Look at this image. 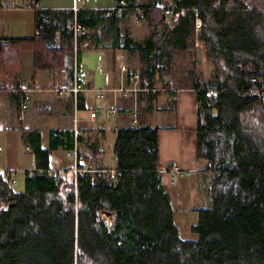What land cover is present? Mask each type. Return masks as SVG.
Returning <instances> with one entry per match:
<instances>
[{
  "label": "trees",
  "instance_id": "obj_1",
  "mask_svg": "<svg viewBox=\"0 0 264 264\" xmlns=\"http://www.w3.org/2000/svg\"><path fill=\"white\" fill-rule=\"evenodd\" d=\"M126 1L148 9L152 24L164 20L160 1ZM176 1L188 17L198 12L199 38L216 66L214 80L195 83L197 156L212 172L211 206L199 209L192 226L197 238H181L172 219L158 159L159 126L118 129L109 179L97 172L103 168L79 162L83 170L72 179L48 170L49 152L59 145L73 149L74 141L52 131L43 148L36 130V167L25 173L24 189L16 190L0 172V264H264V0ZM55 13L39 11L37 24ZM100 17L97 10L78 11L90 28ZM113 26L119 34L117 21ZM47 30L48 49L38 51V65L59 67L61 45L51 44ZM127 39L122 47L133 48ZM19 41L0 45V75L20 74ZM17 94L11 93L18 100ZM63 186L69 188L64 194Z\"/></svg>",
  "mask_w": 264,
  "mask_h": 264
},
{
  "label": "crops",
  "instance_id": "obj_2",
  "mask_svg": "<svg viewBox=\"0 0 264 264\" xmlns=\"http://www.w3.org/2000/svg\"><path fill=\"white\" fill-rule=\"evenodd\" d=\"M110 1L112 3L113 0H0V45L20 38L18 43L20 74L16 79L8 75H0V142L10 148L20 140L25 144L35 159V165L25 170V173L36 167L33 151L34 141L31 136V133L36 130L40 132L39 141L43 148L49 147L52 131H57L69 139L73 138L74 141L73 149L59 145L49 152L48 170L69 171V168L75 163L80 168L78 162L81 163V166L87 167L84 165L85 151L81 149V145L94 151L88 156L92 163L91 167L100 163L99 161L106 152L103 151L100 142L103 135L108 133L109 128L113 129L112 119H110L112 111L109 108L114 105H87L88 95L84 90L81 96L85 100V104L79 108L78 123L76 124L72 98L54 90L56 86L70 85L71 67L74 61L77 60L80 65L79 55H83L84 49H92L98 52L101 58L97 66H94V70L89 67V71L93 77H96L95 68L97 67V71L106 81V87L99 88L117 85L120 69L124 65L129 66L130 72L138 71L143 73V77L149 78L150 89L139 93L138 118L137 122L133 121L132 124L159 126L158 159L160 169L165 172V175H169L171 174L170 167L177 166L183 173L176 176L187 178L194 184H198V187L208 189L209 197L212 172L205 169L207 160L197 156L198 118L195 83H206L210 79L203 80L192 68L189 69L190 74L181 75L173 61L175 52L187 51L192 47H190L189 39H193L199 32V27L197 28L195 24L201 17L196 11L192 17H188L186 11L178 10L171 16L164 14V20L154 25L148 18L150 12L142 6H137V9L117 12L116 16L103 13L106 9H110ZM28 2H30L29 6L23 5ZM115 2L117 4L118 0ZM146 3L149 2L135 0V4L138 5ZM76 4L80 7L79 11L97 10L101 17L96 26L90 28L94 46L79 50L75 58L71 40L70 44H64L70 18L64 20L61 16L72 13ZM43 9L57 13L47 19L43 16L41 24L38 25L37 14ZM130 11L135 12V23L132 22L128 13ZM183 16L188 17L187 26L183 24ZM114 21H117L120 29L119 34H116L114 30ZM47 28L50 29L51 44L56 47L61 45L57 48L60 49L59 53H63L59 67L46 68V66L38 65V51L48 49L46 39L43 37L49 32ZM137 35H140L141 38ZM124 39H127L126 42L133 44L134 47L131 49L122 47ZM150 40H152L151 44L148 43ZM186 44L189 46L184 48ZM142 50H150V53L145 55L149 57L148 60L142 58V56L145 57L142 55ZM132 58L136 60L132 61ZM158 70L163 71L166 78L164 80L166 84L161 88H157L159 85L154 81ZM183 80L184 83L180 86ZM87 88H92L95 91L99 89L94 87L93 81L87 82ZM155 92H163L164 94H161L163 97L161 99L158 96L152 97ZM11 93L17 94L18 100L12 97ZM26 97L28 98L27 106L23 107V99ZM109 98L113 100V104L114 101L116 103L117 100H123L124 104L120 109L124 110V113H130L129 109L132 104L130 99L125 100L126 98H123L120 93L117 95L111 93ZM170 99L175 101L174 105L169 102ZM91 111L95 112L94 117L91 116ZM103 111L107 116L101 115ZM168 111H172V113ZM157 113H160L161 122L155 121ZM123 119L125 118L120 116V120ZM128 124L130 121L118 127ZM76 125L84 132L77 138V147L74 134ZM88 134L91 136L90 140L87 137ZM0 147L1 151L2 146L0 145ZM58 150H62L63 156L71 157V159H65L63 156H57L54 159L52 154ZM72 158L75 162L72 161ZM116 162L115 156V162L108 166L111 177L115 172ZM12 166L10 161L7 167L2 166L5 169H1L0 172L12 169ZM74 167L72 171H74Z\"/></svg>",
  "mask_w": 264,
  "mask_h": 264
},
{
  "label": "rangeland",
  "instance_id": "obj_3",
  "mask_svg": "<svg viewBox=\"0 0 264 264\" xmlns=\"http://www.w3.org/2000/svg\"><path fill=\"white\" fill-rule=\"evenodd\" d=\"M139 1L150 2L151 0H139ZM157 1H160V0H157ZM161 1L160 3L162 4V7L164 9V7L172 0H161ZM115 5H116V2L115 0H113L109 7L114 8ZM128 13L131 16L132 22L135 23L136 22L135 12L130 11ZM70 22L71 21H69V24ZM199 35H200L199 32H197V34H195L193 39L192 38L189 39L190 40L189 42H191L190 47L192 46L190 49H188L187 51L175 52L173 54V61L175 62L176 66L181 72V75H183L184 73L186 74L189 73V69L192 68L195 71V73L199 74V76L203 80H209V79L214 80L215 79L214 72H215L216 66L211 61V59H209V57L207 56L206 44L203 41H201V39L199 38ZM137 36L140 37V35H137ZM70 40H71V44L73 45L71 37H70ZM79 56H80L81 68L85 69L88 72V76L85 77V83H86L85 91H87V95H88L86 104L90 106H94V105L106 106L110 104L114 105L113 107L114 110L110 112L111 113L110 119H112L111 125L113 126V129L109 128L108 133L106 135H103L102 140L100 142V145L103 147V151L107 152V156H106V152H104L105 155L103 154V157L99 161L100 163L97 165L94 164L96 165L94 168H103L102 170H99L97 172L102 173V175L105 178L109 179L111 171H110V167L108 166L112 165L115 162V156H116L114 152V144H115V140L117 137L116 128L121 124L129 123V121H130V124L128 125H132V122L134 121V118H135L134 111L136 107L138 109V103L140 99L138 95L135 96L133 93L120 94L123 98H126L125 100L130 99L132 101L131 108L129 109L130 113L127 114V113H124L125 112L124 110L120 109V107H122L124 104L123 100L121 101L117 100L116 103L114 101V104H113V100L109 98V95L111 93H113V95L115 94L114 92L102 91L101 92L102 95L97 96L96 95L97 90L95 91L92 88H87V82L93 81L95 88L106 87V81L102 78V75L97 71V67L95 68L96 77H93L92 73L89 71V67L92 70H94L93 68L94 66H97V64L99 63L101 56L98 52L92 49H84L83 55H79ZM74 57H75V52H74ZM131 60L134 61L136 59L132 58ZM120 75H121V70H120ZM164 75L165 73L163 71L158 70L157 75L154 78L155 83L159 85L157 88H161L162 85L166 84L164 81L166 80ZM184 77L186 76L184 75ZM146 78L149 80L148 77ZM183 83H184V80L182 81L180 86H182ZM119 84H120V76H119V82L117 85ZM125 84L129 85V81H127ZM149 85H150V80H149ZM161 94H164V93L155 92L154 94H152V97L158 96V98L161 99L163 97ZM169 102L172 105L175 104V101L173 99H170ZM168 112L172 113V111H168ZM101 115H103L104 117L107 116L104 111L102 112ZM120 116L124 117L125 119L120 120ZM155 121L161 122L160 113L155 114ZM128 125H123L121 127L128 126ZM119 128L120 127H118V129ZM76 129H79L81 132H83L77 125H76ZM87 137L90 140L91 136L89 134ZM0 145L2 146V150L0 151V170L5 169V168H2V166L7 167L11 161L13 165L12 169H14V177L16 180L14 182L10 181V183L16 190H23L25 170H28L35 165V159H34L33 154H31L27 150L25 144L21 140L12 148L5 146V144L1 142H0ZM81 149L85 151L84 160H83L84 165L87 167H91L92 163L89 160L88 156L92 154L94 151H91L90 148L89 149L85 148L84 145H81ZM57 156H63V151L58 150L56 152H53L52 157L56 159ZM63 157L65 159L67 158L68 160L71 159V157H66V156H63ZM72 161L75 162L73 158H72ZM73 167L74 169L77 167L76 163L69 168V171L63 170L60 172L62 174L66 173V176L68 179L75 178V171H72ZM3 174L5 177H7L5 173ZM65 180L69 181L67 179ZM163 182H164V189L166 191V194L169 196L170 203H171L172 219L175 225H177L179 229V236L181 238H193V239L197 238V233L192 230V226L198 220L199 209L202 207L211 206V200H209L211 193H212L210 190L211 185H210L209 197H208V189L206 190L203 187H198V184L197 185L194 184L191 180L187 178H180V176L172 175L171 173L169 175L164 176ZM68 189L69 188L67 186H63L61 189V193L64 194L65 192H67ZM4 206H5L4 203H0V208ZM104 217L106 218L107 223L111 225L113 222L112 217L106 216V214Z\"/></svg>",
  "mask_w": 264,
  "mask_h": 264
},
{
  "label": "built area",
  "instance_id": "obj_4",
  "mask_svg": "<svg viewBox=\"0 0 264 264\" xmlns=\"http://www.w3.org/2000/svg\"><path fill=\"white\" fill-rule=\"evenodd\" d=\"M24 6H29L30 2L24 3ZM126 7V2L124 0H119L114 8L107 9L106 14L110 15L112 13H117L120 10L124 9ZM79 6L76 4L74 6V19L71 24V33H72V41H73V50L76 53L80 49L89 48L93 45V41L88 37L90 34V31L77 19L76 12L79 10ZM181 10V7L179 6L178 2L176 0H172L169 2L163 9L165 15H173L176 11ZM202 21L198 20V22L195 24V26L201 27ZM85 37V38H84ZM121 75H120V84L115 85L109 88H99L97 89V96L102 95V91L109 90L111 92H114V95L120 94H129L133 93L135 96L139 93L149 90V80L146 77H143L142 74L138 71H131L128 68L127 65H124L121 67ZM72 71V77H71V83L67 86H56L54 90L57 92H60L62 94L69 95L72 98V102L74 105V112H75V123H78V111L79 108L85 104V100L81 96L82 93L85 90V77L87 76L88 72L81 68V66L74 61V64L71 67ZM129 81V85H126L125 83ZM1 86V85H0ZM209 94L213 93V90H208ZM28 98L23 99V107L27 106ZM114 108H111V111H113ZM134 122H137V116H138V109L135 108L134 111ZM91 116H95V112H91ZM77 134H81L77 132ZM1 149V147H0ZM77 172V170L75 169ZM14 180V179H13Z\"/></svg>",
  "mask_w": 264,
  "mask_h": 264
},
{
  "label": "bare ground",
  "instance_id": "obj_5",
  "mask_svg": "<svg viewBox=\"0 0 264 264\" xmlns=\"http://www.w3.org/2000/svg\"><path fill=\"white\" fill-rule=\"evenodd\" d=\"M125 2H126V7L124 8V9H122V10H120L119 12H122V11H124V10H127V9H133V7H130V6H128V2L126 1V0H124ZM79 11V10H78ZM78 11L76 12V15H77V19H78V21L79 22H81L80 20H79V18H78ZM73 12H74V8H73ZM74 15H75V12H74ZM74 15H73V18L71 19V22H70V29H69V31H70V37H71V39H72V33H71V24H72V21H73V19H74ZM137 17H138V15H137ZM200 21H202V19H199ZM198 22V21H197ZM89 31H90V34L88 35V37L93 41V45L92 46H94V40L92 39V37H91V35H92V32H91V29H90V27L89 26H87L86 24H84L83 22H81ZM85 38V37H84ZM73 42V41H72ZM81 50V49H80ZM79 51V50H78ZM78 51L75 53V57H77V53H78ZM76 62H77V60H76ZM78 63V62H77ZM77 132H79V133H81V134H77ZM74 134H75V139H76V142H75V144H76V147H77V138H79L80 136H82L83 135V132H81L79 129H76V127H75V132H74ZM75 169L77 170V172L75 171ZM74 169V171H75V176H77V173H79V172H81L83 169H79L78 167H76ZM169 171L172 173V175H177V174H182L183 172H182V170H180L177 166H173V167H170V169H169ZM113 172V171H112ZM2 173H5L6 174V178L9 180V182L10 181H15L16 179H15V177H14V170H12V169H9V170H3L2 171ZM112 177H114V173L112 174ZM14 179V180H13Z\"/></svg>",
  "mask_w": 264,
  "mask_h": 264
},
{
  "label": "water",
  "instance_id": "obj_6",
  "mask_svg": "<svg viewBox=\"0 0 264 264\" xmlns=\"http://www.w3.org/2000/svg\"><path fill=\"white\" fill-rule=\"evenodd\" d=\"M163 17H165V15H163Z\"/></svg>",
  "mask_w": 264,
  "mask_h": 264
}]
</instances>
